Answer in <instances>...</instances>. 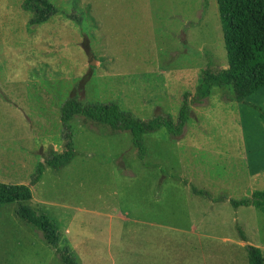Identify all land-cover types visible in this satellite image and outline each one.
<instances>
[{
  "label": "rangeland",
  "instance_id": "rangeland-1",
  "mask_svg": "<svg viewBox=\"0 0 264 264\" xmlns=\"http://www.w3.org/2000/svg\"><path fill=\"white\" fill-rule=\"evenodd\" d=\"M21 1L0 0V181L30 186L57 246L79 264H248L247 244L264 258V211L228 202L264 189V86L241 103L211 87L180 136L143 134L142 156L129 131L73 114L75 156L29 183L41 154L63 149L70 96L175 120L201 71L227 66L216 0H49L58 12L33 25ZM16 208L0 205V264H64Z\"/></svg>",
  "mask_w": 264,
  "mask_h": 264
},
{
  "label": "trees",
  "instance_id": "trees-1",
  "mask_svg": "<svg viewBox=\"0 0 264 264\" xmlns=\"http://www.w3.org/2000/svg\"><path fill=\"white\" fill-rule=\"evenodd\" d=\"M216 4L227 66L218 71L206 69L201 71L194 92L183 93L175 120L163 112L148 119H141L134 117L130 112L120 110L115 102L81 105L76 98L70 96L60 105L63 149L58 153L50 150L47 154H41L34 171L30 174L29 183L36 184L47 167L57 171L75 156L73 132L67 123L73 114L81 113L85 118L108 125L114 131H129L132 145L137 149L139 156H142L145 152L143 134L163 126L171 135L180 136L192 114L189 105L203 103L211 87L230 85L232 96L225 95L224 98L242 101L264 86V0H216ZM20 6L31 13L28 19L29 25L42 23L58 12V8L49 0H22ZM72 18L77 19V17ZM255 108L259 110L258 107ZM259 116L264 120V111L259 110ZM191 190L195 194L210 198L204 190L194 187H191ZM31 197L32 192L28 184L0 182V205L16 202L15 215L25 225L39 231L45 243L54 248L64 264H79L69 246H57V222L44 213H36L26 204ZM224 199L226 197L223 195L214 198L217 201ZM228 202L233 207L252 205L264 211V189H254L244 198H229ZM238 233L242 241H245L240 227ZM245 248L248 264H264L259 247L247 244Z\"/></svg>",
  "mask_w": 264,
  "mask_h": 264
},
{
  "label": "crops",
  "instance_id": "crops-1",
  "mask_svg": "<svg viewBox=\"0 0 264 264\" xmlns=\"http://www.w3.org/2000/svg\"><path fill=\"white\" fill-rule=\"evenodd\" d=\"M244 100H242V102H243ZM246 101V100H245ZM239 103H241L240 101H238ZM1 182V181H0ZM32 192V191H31ZM32 199V197L30 198V200Z\"/></svg>",
  "mask_w": 264,
  "mask_h": 264
}]
</instances>
